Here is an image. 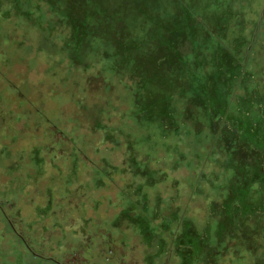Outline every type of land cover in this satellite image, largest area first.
I'll list each match as a JSON object with an SVG mask.
<instances>
[{"label": "rangeland", "instance_id": "obj_1", "mask_svg": "<svg viewBox=\"0 0 264 264\" xmlns=\"http://www.w3.org/2000/svg\"><path fill=\"white\" fill-rule=\"evenodd\" d=\"M169 4L174 9L170 7L169 11ZM187 5L182 0H0V55L8 57L5 66L0 63L6 80L0 81V94L5 101V105L1 104L8 111L6 123H0V133L14 130L16 135L18 120L10 116L25 107L18 104L20 95L9 90L13 83L18 87L25 84L29 98H41L46 105L55 103L57 94L60 95L61 105L49 110H58L66 130H74V135L83 139L80 144L70 143L65 148L83 147L87 151L82 154L83 163L95 161L100 167L96 191L89 194L88 201L99 200V205L103 201L100 215L110 216L114 213L109 202L123 200L122 209L130 212L122 221H136L140 243L123 252L119 250L120 264L210 261L217 247H227L229 238L249 237L250 228L257 229L264 220V195L245 192L250 188L247 184L260 183L264 187L263 177L256 175L264 166V151L253 163L246 157L250 150L238 145V151L231 152V146L223 142L220 145L218 137L219 149L211 156L214 169L221 172V167L225 171L227 158L232 155L235 166L241 167L240 178L233 181V177H226L228 174L211 178L200 160L192 167L199 172V183L189 179L186 164L189 166L190 151L202 148L207 117L216 116L214 122L224 117L220 116L224 105L216 82L222 85V79H228L222 71L244 63L235 58L230 44L223 48L210 44L212 50L207 51L192 42L196 46L193 49L185 33L186 25L194 29ZM176 20L183 26L184 41L174 35ZM260 34L264 39V20L257 27L256 35ZM45 40L52 42L60 54ZM214 42L218 44L216 39ZM195 58L198 66L211 64L207 79L199 80L200 67L189 66ZM214 67L217 72L210 76ZM225 87L229 89L231 81ZM235 118L242 116L236 114ZM121 123L128 124L127 130L119 126ZM33 126L38 131L39 121L35 120ZM32 135L24 133L19 144L32 138L38 143L39 135ZM18 138L3 139L5 147L0 145V152H6L0 171L12 164L16 152L7 151L17 147ZM197 139L198 146L191 149L189 141ZM242 139L247 141L250 137ZM239 141L242 143L240 138ZM29 154L38 177L44 175V170L48 175L55 171L62 175L67 168L77 175L74 180H80L78 184L83 180L95 181V176L87 174L83 166L79 168L75 163L78 160L63 159L61 165H55L43 158L37 146ZM195 184L199 186L194 187ZM37 196L35 199L21 194L20 198L44 201L41 195ZM88 201H84V206H88L84 208L86 217L71 219L75 228H84L94 213ZM255 202L260 206L253 205ZM234 204L238 209H233ZM32 207L25 206L19 214L29 217ZM43 213L41 208L35 217L40 221ZM4 217L0 209V264H51L34 256ZM64 261L92 262L84 261L82 252L67 253Z\"/></svg>", "mask_w": 264, "mask_h": 264}, {"label": "trees", "instance_id": "obj_2", "mask_svg": "<svg viewBox=\"0 0 264 264\" xmlns=\"http://www.w3.org/2000/svg\"><path fill=\"white\" fill-rule=\"evenodd\" d=\"M182 1L189 4L187 5L190 12L189 18L193 20L194 24V29L188 25L185 27L188 42H194L195 45L200 44L203 49L207 48V51L212 50L210 44H213L216 48L217 46L223 48L226 44H230L235 50V58L237 57L244 63L242 66L237 65L235 68L230 67L222 71L224 77H228V79H222V85L216 82L221 103L224 105L222 108L223 114L220 116L224 117L217 118V122H214L216 116L211 114L207 117V126L203 129L202 138L204 142L201 145L202 148L198 151L191 150L189 166L186 164L187 169H190L189 179L194 183H199V172H196V168L192 169V167L197 163L199 164L201 160V162L204 161L203 167L209 172V177L226 176L228 174L226 177H233L234 181L240 178L242 172L241 167H236L234 164L235 157L232 158V155L228 157L227 171H223L220 167L221 172H219V170L214 169L215 164L211 160V156L215 149H219L222 142L229 144V147L231 146V152L238 151V145L250 150L246 154V157L253 163L259 160V155L264 151V39H262L263 36L261 34L260 36L256 35L257 27L264 20L262 15L264 13V0ZM163 4L161 2V6ZM170 7L174 9L169 4V11ZM235 9H238V11H234ZM174 26L177 29V33H174V35L184 41L185 33L182 32L183 26L178 20H176ZM207 36L209 37L205 39ZM215 39L218 41V44L214 42ZM46 43L51 49L56 51L57 55L60 54L58 48L52 42L46 41ZM39 47L42 48V46ZM194 48L196 46H193ZM42 51L50 52L44 47ZM4 55L7 57L6 54ZM6 57L0 55V63L4 66L5 61L8 60V57L7 59ZM196 60L197 58L190 60L189 66L196 65V67H200L201 70L197 74L199 80L207 79L208 73L206 72H208L211 64H206L207 68L205 64H199L198 66V60ZM216 72L214 67L213 73L210 76H214ZM51 73L53 72L51 71ZM4 76L0 69L1 82L6 81ZM234 76H236L235 80H232ZM202 77L204 78L202 79ZM230 81L231 87L226 89V82ZM9 90L11 93L14 92L20 95L17 99L18 104H22L25 107L20 112L16 111L17 115L14 111L13 116H10L14 121L18 120L16 135H13L15 133L14 130L9 134L0 133V145H3V147H5L3 139L15 136L19 137L17 147L7 151L8 153L10 151L16 152L12 164L0 171V209L4 213L6 223L15 233V236L22 240L23 244L34 256L47 260L51 264H64V258L67 253L78 254L79 252H82L84 261H92L87 264H120L122 253L119 250L123 252L140 243V236L135 231L136 221H122L127 219L125 215L130 212L128 209H122L123 200L109 202L114 213L110 216L100 215L103 201L101 205L98 203L100 201L96 199L88 201L89 194L91 196V193L96 191L97 181L95 179L98 178L97 175L100 167H98L95 161H91V164H88L87 161L83 163L82 154L87 152L83 147L80 146L77 150L65 148L70 143L75 145L77 143L80 144L83 139L81 135H74L76 133L74 130H66V126L63 124V116L58 110H49V108L61 105L60 95L57 94L58 97L55 99V103L46 105L45 101L41 100V98H38L36 101L33 98L30 99L28 93H26L25 84L18 87L13 83V88H9ZM1 94L0 123L4 125L8 111L4 106L5 101L2 99ZM236 114L241 115L242 118H235ZM225 117L226 120H224ZM35 120L39 121V127L41 128L38 131L33 126ZM66 120L76 123L77 126L80 125L79 122L72 118H66ZM20 124L21 128H19ZM119 126L124 130H127L129 127L128 124L125 125L123 123ZM24 133H32L34 136L39 135L37 138L41 141L35 143L33 138L31 140L23 139L24 145L19 144L20 138ZM250 135H257L259 138H251ZM41 137L43 138L41 139ZM218 137L220 145L217 141ZM241 137H250V139L246 141ZM239 138L242 143L239 141ZM197 144H199V139L197 141H189L191 149L198 146ZM24 146H27L28 152ZM36 146L41 148L44 154L43 158L46 157L55 163V165H61L60 163L63 159L69 160L71 158L74 161L78 160L75 163L79 165V168L83 166L87 174L95 176V181L83 180L78 184L77 181L80 180H74L77 175L67 168L62 172V175L59 171L48 175V172L44 170V175L42 174L44 177H38V174L35 172V169H37L36 165L34 166V162H31V154H29L30 151L32 153V150ZM217 151L215 150V152ZM4 152L6 150L0 152V161ZM193 160L195 161L193 162ZM26 165L33 167V171L31 168L26 167ZM159 170L162 171L164 169L159 168ZM79 171L80 173L82 172L81 170ZM259 171H257L256 175L263 177L264 180V166ZM70 175L71 177H69ZM51 177L56 179L58 183L51 179ZM247 185L250 188L246 189V193H253L256 196L264 195V187L262 186L261 188L260 183ZM196 186L199 185L195 184L194 187ZM210 188L212 189V187ZM122 192L124 191L122 190ZM190 193H193V189ZM21 194H28V197H35V199L38 197L37 195H41L44 201H34L33 198L25 201V199L20 198ZM116 194L119 195L118 192ZM171 195H174V192ZM188 197H186L187 204L189 202ZM82 198L85 202H89L87 205L93 207L94 213L89 217V222L84 228L81 229L78 226L77 229L74 227L71 219L85 218L84 208L88 209V206H84ZM256 202L253 205L260 206ZM28 205L33 206L29 217L20 215L19 212L22 209L25 210V206ZM41 208L44 212V217L39 221L36 218L38 217L36 213ZM233 209H238V206ZM250 230L249 237L239 235L234 239L229 238L230 242H227V247L226 244H223L224 248L217 247V253H215L212 260L200 261L199 264H259V262L260 264H264V220L258 223L257 229L253 226ZM166 241L164 243L167 244ZM71 246L72 248H70ZM74 262L70 261V264H75Z\"/></svg>", "mask_w": 264, "mask_h": 264}]
</instances>
